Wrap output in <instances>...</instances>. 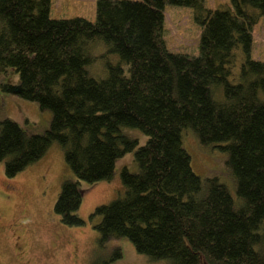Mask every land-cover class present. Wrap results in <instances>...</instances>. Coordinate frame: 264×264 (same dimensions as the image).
Segmentation results:
<instances>
[{"label": "trees", "instance_id": "obj_1", "mask_svg": "<svg viewBox=\"0 0 264 264\" xmlns=\"http://www.w3.org/2000/svg\"><path fill=\"white\" fill-rule=\"evenodd\" d=\"M230 1L211 10L203 0H96L89 22L51 19L50 0H0V74L19 75L0 93L51 113L41 135L0 121L5 177L56 142L76 181L61 183L53 211L62 224L80 226L78 181H109L115 161L133 152L137 170H121L123 193L89 215L100 217V240L125 237L136 252L170 264H264V63L249 56L264 0ZM166 4L193 10L198 56L166 49ZM95 43L118 58L106 62L104 78L90 70ZM237 48L245 59L229 82ZM122 127L140 130L146 142L138 147ZM188 129L201 145L223 144L237 202L216 178L192 171L181 145Z\"/></svg>", "mask_w": 264, "mask_h": 264}, {"label": "rangeland", "instance_id": "obj_2", "mask_svg": "<svg viewBox=\"0 0 264 264\" xmlns=\"http://www.w3.org/2000/svg\"><path fill=\"white\" fill-rule=\"evenodd\" d=\"M138 1V0H132ZM230 0H203L206 9H226ZM250 13L257 11L249 8ZM162 39L168 51L199 55L201 28L194 20L193 10L166 4L163 9ZM51 19L83 18L96 20V0H50ZM249 56L264 63V16H259L251 29ZM92 48L95 63L90 67L96 78H104L106 62L115 64L118 58L108 54L104 44ZM239 48L234 50L229 82H237L245 57ZM19 75L12 69L0 74V84H17ZM219 92V91H218ZM221 98V94H217ZM8 119L29 135L43 134L50 123L51 113L41 110L36 102L0 93V121ZM120 133L135 139L142 146L147 136L140 130L122 127ZM181 145L190 157L192 171L202 179L216 178L236 201L235 182L226 166L227 154L223 144L201 145L190 129L181 133ZM126 168L136 172L133 152L115 161L109 181L88 184L78 181L82 192L81 205L76 212L83 220L80 226H66L54 213L53 206L63 181H76L64 161L62 148L53 142L45 155L13 178L4 175L0 164V264H170L168 259L155 260L136 252L125 237L102 241L94 225L100 217H90L94 208L109 203L121 195L124 187L120 172ZM237 202V201H236ZM118 254V256H117Z\"/></svg>", "mask_w": 264, "mask_h": 264}]
</instances>
